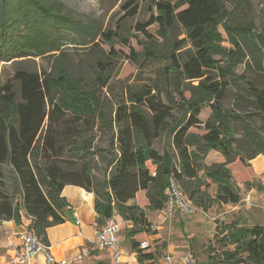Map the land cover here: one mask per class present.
Wrapping results in <instances>:
<instances>
[{"label": "trees", "instance_id": "1", "mask_svg": "<svg viewBox=\"0 0 264 264\" xmlns=\"http://www.w3.org/2000/svg\"><path fill=\"white\" fill-rule=\"evenodd\" d=\"M258 1L264 4L129 1L110 30L75 17L60 0H0V62L16 65L0 83V223L19 225L24 217L48 246L47 230L68 214L63 188L79 187L93 195L95 226L129 223L125 236L136 264H155L158 249H140L133 238L156 234L147 214L164 209L171 182L203 212L239 204L230 167L246 169L264 156ZM142 12L146 19L132 27L141 48L135 52L124 23ZM117 43L137 70L158 65L147 83L126 85L119 95L110 88L122 57ZM203 108L210 111L204 122ZM210 152L223 162L206 164ZM244 187L260 190L254 181ZM140 191L145 208L135 203ZM205 255L204 264H264V227L219 222Z\"/></svg>", "mask_w": 264, "mask_h": 264}, {"label": "rangeland", "instance_id": "2", "mask_svg": "<svg viewBox=\"0 0 264 264\" xmlns=\"http://www.w3.org/2000/svg\"><path fill=\"white\" fill-rule=\"evenodd\" d=\"M68 11L75 17L83 20H95L102 24L104 29L115 30L120 18L125 15L123 5L127 2L146 4L148 0H60ZM144 12L142 15L135 16L132 20H127L124 23V29L129 32L130 45L135 52H139L141 48L134 38L135 31L132 27L134 24L145 18ZM253 17L258 29H264V4L261 1L253 3ZM148 31L154 34L156 28L150 27ZM134 36V37H133ZM141 37H139L140 39ZM161 42V41H160ZM223 46H227L223 43ZM108 49L106 45H103ZM114 50L122 55L117 62L118 74L111 79L110 88L114 94H120V88L126 85H134L137 82L147 83V80L154 77L158 65H152L142 71L125 58L129 53L128 48L121 44H114ZM124 55V56H123ZM39 63L38 60H36ZM16 65L14 63L0 62V83L8 80L14 72ZM210 114L208 108H203L199 118L204 122ZM196 131V130H194ZM201 133V131H196ZM164 140L160 139L157 142L156 148L162 150ZM264 156L259 155L249 163V167L244 169L241 165L236 167L231 166L234 180L237 184V189L241 196V201L235 206L224 205L215 206L207 212H203L195 208V211L189 216H183L176 212L171 219H164L160 213L149 212V221L154 228H159L158 240H152L149 235L143 237L152 249H158L159 257L165 252L163 245H170L173 248L174 255L190 254L197 264H204L206 260L205 247L212 240L215 226L219 222L228 223L233 220H239L247 226L258 225L264 227ZM222 156L217 152H211L206 160L207 164L222 162ZM248 175H245L244 172ZM6 191L10 193L12 175L10 169L3 167ZM254 181L260 190L246 189L244 183ZM146 239V240H145Z\"/></svg>", "mask_w": 264, "mask_h": 264}, {"label": "crops", "instance_id": "3", "mask_svg": "<svg viewBox=\"0 0 264 264\" xmlns=\"http://www.w3.org/2000/svg\"><path fill=\"white\" fill-rule=\"evenodd\" d=\"M61 196L67 203L68 214L64 223L50 227L47 230V247L49 253L56 260H68L69 264H115L110 251L97 250L94 247L95 232L99 228L95 226L96 215L93 209V195L79 187L68 185L63 188ZM135 203L141 208L147 206L144 192L140 191L136 194ZM154 213H160L159 215L162 216L161 211ZM148 218L149 215L147 214V220L149 221ZM76 220L80 222L79 225L76 224ZM28 223L29 220L24 217L19 225H16L12 221L0 223V264H10L9 260L15 252V248L19 246L20 235L25 231ZM119 225L120 230L118 232V239L119 247L122 251V259L119 264H136L137 255L131 249L130 241L125 236V229L129 228L130 224L121 223ZM152 229L156 231V234L149 235V238L158 240L159 228H154L152 226ZM144 236L145 234H140L133 239L137 242H142L144 241ZM82 249H87L88 254L84 256L82 261H74V258ZM163 249L165 254L173 253L172 246L168 244L165 245ZM153 250L154 249L150 247L148 252H152ZM162 256L159 257V254L156 255L155 264H161ZM30 264H45L44 255L40 253L37 254L31 260Z\"/></svg>", "mask_w": 264, "mask_h": 264}, {"label": "built area", "instance_id": "4", "mask_svg": "<svg viewBox=\"0 0 264 264\" xmlns=\"http://www.w3.org/2000/svg\"><path fill=\"white\" fill-rule=\"evenodd\" d=\"M195 211V208L189 205L180 190L170 183L167 190V201L164 209L161 210V215L164 219H171L176 212L183 216H189ZM76 224L80 222L76 220ZM120 225L113 219L108 220L101 228L95 232L94 247L97 250H108L112 254L115 264H119L122 259V251L119 247L118 232ZM20 244L15 248L13 256L10 258V264H30L31 260L37 254H43L45 257V264H69L66 259L56 260L44 245L41 240L28 228L20 235ZM149 244L146 241L139 243L140 249H146ZM88 254L87 249H82L79 254L74 258V261H82L84 256ZM161 264H197L196 260L190 254L174 255L166 253L161 258Z\"/></svg>", "mask_w": 264, "mask_h": 264}]
</instances>
